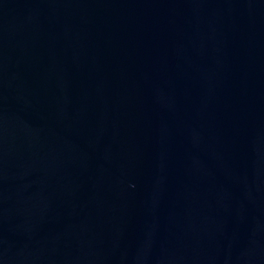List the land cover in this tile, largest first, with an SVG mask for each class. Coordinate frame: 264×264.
<instances>
[{
	"label": "water",
	"instance_id": "obj_1",
	"mask_svg": "<svg viewBox=\"0 0 264 264\" xmlns=\"http://www.w3.org/2000/svg\"><path fill=\"white\" fill-rule=\"evenodd\" d=\"M0 264H264V0H0Z\"/></svg>",
	"mask_w": 264,
	"mask_h": 264
}]
</instances>
